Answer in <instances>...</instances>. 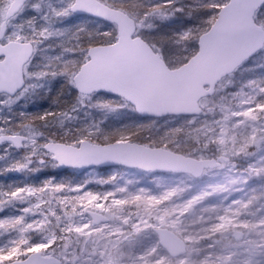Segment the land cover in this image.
I'll return each instance as SVG.
<instances>
[{
    "label": "rangeland",
    "instance_id": "1",
    "mask_svg": "<svg viewBox=\"0 0 264 264\" xmlns=\"http://www.w3.org/2000/svg\"><path fill=\"white\" fill-rule=\"evenodd\" d=\"M99 1L114 8L113 3H120L118 0ZM172 1L174 0H160L161 8L157 14L165 15ZM175 1L176 5L180 3L179 0ZM10 2L11 0H0V25ZM51 3L53 9L47 6ZM71 4L72 0H30L21 12L25 13L31 7L36 8V14L42 15L40 20L36 24H28L24 20L18 21L20 17L17 14L7 26L4 42H31L35 49L32 60L24 70V89L12 98L0 95V135H24L28 138L23 148L19 149V154L12 150H16L12 145L0 147V182L5 179L13 180L4 185L0 183V221H21L19 224L0 226V249L18 247L21 240L34 244L54 239L55 243L48 252L50 256L57 257L61 264H107L109 253L117 252V248L120 264H137V257L156 243L158 235L149 229L130 242L128 234L132 231L131 225L144 228L136 215L137 205L126 203L117 210L113 202L127 200L133 195L159 199L172 193L154 208L157 211L170 210L169 219L179 221V235L186 243L187 250L181 256H169L168 264H248L249 260L251 264H264V208L255 219L250 220L241 208L243 203H228L224 206V200H218L217 196L219 197L221 190H226L225 183L207 182L197 187L188 175H152L121 167L62 170L44 150L47 143L57 142L53 139L55 136L66 139L64 143L74 146L81 140L98 143L93 140V136H105L108 131L103 128L113 126V122L107 121L104 114V107L108 106L106 103L112 99L97 94L83 96L78 93L77 103L81 107L77 111L49 109L40 113L33 108L36 100H43L50 93L48 90L53 82L73 86L70 78L73 67L76 66V63H72L73 60L80 59L83 60L82 63L87 60V49H80L78 33L85 28L88 31L86 36H90L89 32H96L93 30L100 26L90 19L74 18L69 12ZM42 5L47 8L42 9L45 7ZM54 16H57L56 20L53 19ZM71 26L75 27L73 31ZM260 26L264 29L263 25ZM114 32L113 28H105L104 25L98 31L107 42L116 38L113 36ZM187 32H184V37ZM136 34L145 40L142 33ZM87 39L91 40L89 37ZM148 39L151 40L148 44L161 54L160 44L149 37ZM178 44L183 45L182 41ZM57 66L61 67L59 75L54 72L53 77H47L44 71L53 70ZM177 66L171 65L172 68ZM239 71L219 82L214 96L201 102L203 108L213 110L215 106L212 102L222 106L226 100L230 120L218 130L211 131L205 139L202 135L200 138L191 137L190 129L195 122L176 128L173 135L166 133L175 126L169 121L154 124L152 120L146 119L147 121L140 123L134 119L139 116L126 102L125 111L121 115L134 122V133L145 134L148 138L164 136L167 146L172 147L169 149L171 151L181 153L179 148H182L187 150L182 154L196 159L233 157L239 152L237 148L247 145L249 139L244 134L234 133L232 126L244 122L242 115L252 114L256 108L251 90L253 92L257 87L254 88L252 80H246L247 71L243 70L242 74ZM209 99L213 101L210 102ZM260 117L262 118L258 120H247V131L252 134L257 131L263 133L264 114ZM119 121L126 123L124 120ZM153 132L166 134L158 135ZM179 133H184L183 137L177 136ZM145 145L153 146L149 143ZM260 150L262 156L251 165L250 171L262 178L264 183V144ZM231 157L227 162L222 161V165L217 168L219 172L232 173L227 174L230 183L238 180L233 172H229L234 169L235 164ZM15 173L21 181L19 185L14 182L18 180ZM216 174L218 173L207 170L199 179L213 180ZM86 193L95 195L97 199L91 203L87 199L81 201L79 198ZM212 197L217 200L208 201ZM91 212L102 215L106 221L92 225ZM125 219L129 221L127 224L123 222ZM221 224L225 226L217 229L216 226ZM237 230L244 233L238 240L233 237ZM159 250L161 255L166 254V249L161 245ZM24 257L26 256L21 255L16 260ZM148 264H152V258H148Z\"/></svg>",
    "mask_w": 264,
    "mask_h": 264
},
{
    "label": "water",
    "instance_id": "2",
    "mask_svg": "<svg viewBox=\"0 0 264 264\" xmlns=\"http://www.w3.org/2000/svg\"><path fill=\"white\" fill-rule=\"evenodd\" d=\"M27 2L28 0L11 1L0 26V40L4 37L8 21ZM263 4L264 0H228L218 11L208 31L198 38L196 54L180 67L170 69L158 53L135 35L136 22L126 13L98 0H74L69 8L72 14L96 18L114 24L117 28L115 43L88 49V60L73 77L74 87L83 95L105 93L118 96L142 118L199 116L202 113L199 101L213 96L217 84L224 77L233 73L264 47V30L254 19ZM33 52L34 47L29 42L0 43V94L14 97L24 88L23 67L31 59ZM82 88L87 91H82ZM27 140L23 135H0V145L9 142L17 149H21ZM83 145L106 150L107 158L99 163H60L57 151L65 158H70L71 153L67 150H78ZM44 150L52 155L62 169L86 170L121 166L151 173L188 174L197 179L204 171L221 165L215 158L196 159L162 147H149L127 141L94 144L84 140L78 146L49 142ZM160 154L165 158L163 162L169 166H142L152 163L150 158ZM221 161L227 162L228 158L222 157ZM192 162L198 166V170H185V165ZM90 217L94 226L106 221L98 213L91 212ZM242 235L240 231L234 233L235 239ZM183 243L184 250L172 257L186 252V244L184 241ZM168 244L174 246V241L170 240ZM161 246L165 248L163 243ZM8 264L34 262L26 257ZM36 264H61V261L55 256H49L48 260Z\"/></svg>",
    "mask_w": 264,
    "mask_h": 264
},
{
    "label": "trees",
    "instance_id": "3",
    "mask_svg": "<svg viewBox=\"0 0 264 264\" xmlns=\"http://www.w3.org/2000/svg\"><path fill=\"white\" fill-rule=\"evenodd\" d=\"M120 3H113V5L126 12L130 17L136 20L138 24L137 32L142 33L145 36V40L148 42L151 38L161 46V54L166 62V64L171 67V65H181L184 63L190 56H192L197 51V39L198 37L204 33L213 23L219 9L228 1V0H179L180 3L176 5V1H172V4L168 7V11L163 16H159L157 13L159 12V8H161L160 0H118ZM49 4V3H48ZM45 6V5H42ZM50 8H54L52 3L47 5ZM66 6V4H65ZM47 7H43L42 9H46ZM36 8L31 7L27 9L25 13H19V20H24L26 23L36 24L40 18L41 14H36ZM65 12V11H62ZM44 17V16H43ZM49 17V16H48ZM59 17V16H58ZM57 16H54L53 19L56 20ZM79 18V17H74ZM255 21L258 24L264 26V5L257 11L255 16ZM48 22L50 23V18H48ZM58 22V21H57ZM60 23V22H59ZM142 25V28L140 27ZM106 28H109L108 24H103ZM140 25V26H139ZM56 27V26H55ZM75 27L71 26L72 31ZM112 29V28H109ZM100 30L97 29L95 31ZM108 30V29H106ZM187 32V36L184 37V32ZM93 32V31H92ZM86 36L88 31L83 28L78 34L80 38V49L86 50L89 46L99 43H107L105 41L104 36L101 33H95L97 35ZM113 36H116V32L113 33ZM93 36L94 40L86 43L84 39L88 37L91 38ZM109 36V35H108ZM183 45H179L181 43ZM83 60L75 59L72 63H76V66L73 67L72 73L76 71L79 65ZM69 63V61L67 62ZM59 66L55 67L53 70H45L44 73L47 74V77H53L54 72L59 75L60 71ZM243 69L246 72L248 79L252 80L255 84L256 90L253 92L251 90L252 99L255 104V110L252 114L245 113L242 115V119L244 122H240V124L233 125V132L236 134H244L248 139L249 143L244 145L239 149V152L233 157L229 156L228 158H232L234 164V169L229 172H233L236 175V180H233L231 183L228 181L229 175L232 173L228 172H219L218 169L212 170L216 174L215 179L205 181L203 179H193L197 184V187H200V184H205L207 182H220L221 184L225 183L226 190H221L218 200H224L226 206L228 203H235L236 205H241V208L244 211L245 216H248L250 220L255 219L262 212L264 208V183L262 178L254 175L250 171V167L252 164L258 161L260 156H262V152L260 150L261 145L264 144V128L263 133H250L247 131L249 128L246 126L247 120H258L264 114V48L256 53L254 57L246 61L242 66H240L237 70ZM242 70L239 71L244 73ZM71 73V74H72ZM71 78V77H70ZM68 78V79H70ZM67 79V80H68ZM245 80V81H246ZM70 81V80H69ZM68 83L62 85H57L56 82H53V85L49 88V94H46L43 100H36L34 102V107L40 111V113H44L45 110L54 109V110H67L77 111L81 107L77 102L79 100L78 93L74 89L73 86L67 87ZM61 86V88H60ZM236 87V86H235ZM237 88V87H236ZM48 96V97H47ZM97 96L107 97L112 99L106 103V107H104V114L106 115L105 119L107 121L113 122V126L103 129L108 131L105 136H93V140L98 143H109L115 142L119 139H128L132 142L138 143H149L154 147H166L168 149H172V147L167 146V142L163 139L164 136H156L154 138H148L145 134H140L139 132L134 133L132 129H135L133 126L134 122H130V120H126V117H122L121 113L125 109V102L115 96H109L105 94H97ZM223 97V96H222ZM263 98V99H262ZM207 100V99H206ZM208 101L212 102L213 99H209ZM231 103V102H230ZM215 108L213 110H208L207 108H203V113L198 117H166L163 119H147L152 120L154 124L159 121H169L172 125H175L170 130L166 131V133L175 134V129L183 126L190 122H195V125L192 126L191 137H198L205 139L211 131H216L221 125H224L226 122H230L228 119L229 114L227 113V105L226 100L222 103V106H219L215 103ZM31 108V109H33ZM113 110V112L111 111ZM125 111V110H124ZM137 115V114H136ZM138 116V115H137ZM135 120L147 121L146 119H141L139 117H135ZM119 120H124L126 123H121ZM128 121V122H127ZM170 125V126H172ZM152 132V131H151ZM155 133V132H153ZM164 132L155 133L158 135L166 134ZM184 133H179L177 136L183 137ZM252 136H250V135ZM145 135V137H144ZM260 135H263L260 137ZM125 137V138H123ZM57 142H64L65 140L62 137L55 136L53 138ZM250 139H252L250 141ZM254 141V142H252ZM9 145V144H7ZM10 146V145H9ZM15 153H21L20 150H14ZM179 152L184 153L182 148H179ZM231 160V159H230ZM123 169V168H121ZM127 170V169H124ZM229 174V175H227ZM18 180H14L16 184H20L19 176L15 173ZM1 180L2 185L11 183L13 180L10 179ZM223 182V183H222ZM224 184V185H225ZM6 187V186H4ZM11 188V186H10ZM217 198H208V201L217 200Z\"/></svg>",
    "mask_w": 264,
    "mask_h": 264
},
{
    "label": "snow or ice",
    "instance_id": "4",
    "mask_svg": "<svg viewBox=\"0 0 264 264\" xmlns=\"http://www.w3.org/2000/svg\"><path fill=\"white\" fill-rule=\"evenodd\" d=\"M79 86V85H78ZM82 91H87V89H83ZM56 151V149H53ZM69 153H71L70 158H65L61 155L59 151H57V157L61 164L68 165H77V164H87V163H99L102 159L107 158L106 150L96 148L92 145H83L80 149H68ZM124 155V154H121ZM114 158V157H113ZM152 163L142 166H160L165 167L166 165L164 161V157L162 154L155 155L150 158ZM125 162H127L125 160ZM173 167L179 165H171ZM185 170L189 172H194L198 170V166L194 164V162L185 165ZM172 193H167L165 196L161 198H156L152 196H143V195H133L130 196L127 200H116L114 201V205L117 206V210H119V206H122L126 203H134L137 205V218L140 220V223L143 224L144 228L142 229L136 224H132V231L129 232L128 237L131 239H135L136 236L142 234L145 230H153L158 235L159 239L156 241L154 245L145 249L144 253L137 257V264H148V258H152V264H168V257L175 256L177 253L182 252L184 250V243L182 238L179 235V221L169 219L171 216V212L168 209H163L157 211L154 206L160 204L163 200L168 199V197ZM81 201L87 199L89 203L95 201L97 197L90 193H86L85 196L79 198ZM143 205V207H141ZM105 211H109V209H104ZM115 215V213H113ZM148 217V219H145ZM119 218V217H117ZM223 220V218H221ZM152 221H155L153 223ZM21 221H0V226L7 224H19ZM124 223H128L129 221L125 219ZM230 223V222H228ZM224 224L217 225L216 228L224 227ZM214 231L216 229H213ZM21 231H25V229H21ZM76 231H80V229H76ZM174 241V246H169V241ZM55 243V240L52 239L45 243H34L30 244L27 240H21L20 246L12 247L10 249H0V264H8V262L16 260L19 256L24 255L27 256L30 260L36 264V262H43L49 259L48 250L52 248V245ZM163 243L166 248V254H160V245ZM107 264H120V256L117 252H110L108 256ZM248 264H251V260H249Z\"/></svg>",
    "mask_w": 264,
    "mask_h": 264
},
{
    "label": "flooded vegetation",
    "instance_id": "5",
    "mask_svg": "<svg viewBox=\"0 0 264 264\" xmlns=\"http://www.w3.org/2000/svg\"><path fill=\"white\" fill-rule=\"evenodd\" d=\"M74 0H72V2H73ZM9 5V4H8ZM7 9V8H6ZM5 14V13H4ZM77 16H79V15H74V17H77ZM4 18V17H3ZM2 21H3V19H2ZM2 23V22H1ZM108 25H109V28H113V24H109L108 23ZM1 26V25H0ZM115 27V29H116V26H114ZM106 28V27H105ZM108 28V27H107ZM114 29V28H113ZM6 31H7V28H6ZM98 31H100V30H98ZM98 31H96L95 33H98ZM95 33H92V35H97V34H95ZM5 34H6V32H5ZM5 34H4V37L0 40V43L2 44V45H5V44H7V43H9L11 40H9V41H6V42H4L3 40H4V38H5ZM91 40H88V39H84L83 40V42L84 41H87L86 43H88V42H90V41H92V40H94V38H93V36L90 38ZM106 41V40H105ZM116 41V38L114 39V40H111V41H108L107 43H99V44H94V45H107V44H113L114 42ZM233 237H234V234H233Z\"/></svg>",
    "mask_w": 264,
    "mask_h": 264
}]
</instances>
